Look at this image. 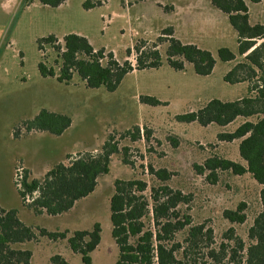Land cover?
<instances>
[{"label": "rangeland", "instance_id": "374dc122", "mask_svg": "<svg viewBox=\"0 0 264 264\" xmlns=\"http://www.w3.org/2000/svg\"><path fill=\"white\" fill-rule=\"evenodd\" d=\"M88 2L97 5L88 9ZM169 27L183 44L211 52L215 67L210 75H197L191 64L181 71L169 66L164 54L169 37L163 36ZM68 34L84 36L96 50L113 53L118 62L128 59L134 67L136 45L143 43L146 50L159 44L162 65L129 72L114 92L104 87L88 88L77 74L68 84L56 77H43L40 62L59 70L53 48L43 45L41 49L40 41L54 35L62 43ZM263 41L257 40L256 46ZM222 47L229 48L236 60L221 61L218 50ZM240 61L237 34L211 0H66L58 7L45 6L39 0H0V206L17 210L20 220L36 234L40 229L66 233V238L42 236L13 248L30 250L31 264H50L57 254L69 264H83L81 255L69 248L68 239L75 231H91L99 223L101 241L91 253L92 264H116L119 248L110 219L114 182L140 179L148 184L147 197L153 187L161 185L189 196L188 204L178 207L181 215L191 217V226L205 223L213 230L212 249L216 252L223 243L227 253L237 251L235 262L242 260L245 251L238 249L235 239L242 240L245 250L251 244L248 233L261 211V186L250 174L218 171L216 178L210 179L208 171L198 168L213 157L245 165L239 154L240 141H219L218 135L233 133L246 120L239 117L226 127H203L177 118L197 112L213 99L232 102L247 97L250 85L257 84L258 78L238 84L224 80ZM147 96L161 104L140 100ZM42 109L69 116L71 127L61 136L28 132L25 121ZM110 146L117 150L110 157L109 173L101 176L95 192L71 211L58 216L37 215L23 205L15 184L18 166L29 170L31 178L42 179L69 156L70 161L85 153L98 156ZM150 169H165L170 179L163 182ZM241 203L246 205L245 222L226 220L223 212L236 210ZM231 228L233 240L225 238ZM188 229L177 234V242L184 243ZM206 254L200 249L190 257L203 264L208 261ZM228 261L226 257L215 264Z\"/></svg>", "mask_w": 264, "mask_h": 264}, {"label": "trees", "instance_id": "16d2710c", "mask_svg": "<svg viewBox=\"0 0 264 264\" xmlns=\"http://www.w3.org/2000/svg\"><path fill=\"white\" fill-rule=\"evenodd\" d=\"M39 1L45 6L58 7L66 0ZM211 3L228 17L237 34L238 53L241 57V61L225 75L224 80L230 84L251 83L254 78H258V81L250 85L247 97L232 102L213 99L197 112L177 118L185 123L198 122L203 127L212 124L226 127L239 117L246 120L233 133L218 135L219 141H240L239 154L245 165L213 157L207 159L198 170L208 171L210 179H215L218 171L230 172L235 176L250 174L261 186V211L248 233L251 244L245 250L242 240L235 239L238 249L245 251L244 258L235 262V249L227 253L223 243L218 252L212 249L214 234L211 228H207L205 223L191 226V217L181 215L178 207L188 204L189 196L181 191H173L168 185H161L153 187L151 196L147 197L145 193L148 184L145 181L116 180L110 199L112 236L119 248L116 264H197V259L190 256L200 249L207 253L208 261L203 264L221 263L226 257L229 259L228 264H264V41L256 46L257 40H264V25L251 24L245 0H211ZM95 5L90 2L85 4L88 9ZM173 35L171 27L163 31V36L169 37L164 50L169 66L181 71L187 64H191L197 75H210L215 67L211 52L196 45L183 44ZM164 37H160V40ZM43 45L53 48L56 53L54 64L59 70L57 72L53 66L48 67L40 62L38 68L43 77H56L60 83L68 84L77 74L88 88L104 87L108 92H114L129 72L162 65L159 44L146 50L143 43L136 45V67L128 59L118 62L113 53L106 54L104 49L96 50L86 37L78 34L66 35L62 43L51 35L40 41L41 49ZM127 54L130 57L131 50ZM218 54L223 62L236 60L229 48H220ZM140 100L151 105L161 104L159 100L148 96ZM71 125L69 116L47 109H42L32 120L25 121L28 132H46L54 136H61ZM116 150V146H110L109 151L98 156L85 153L71 161L69 156L65 161L52 166L42 179L31 178L29 170L18 166L15 184L23 205L37 215L58 216L68 213L77 202L95 192L98 179L109 173L110 157ZM124 163L129 164L125 160ZM150 170L163 182L170 179L171 175L165 169ZM245 207V203H241L236 210H225L223 216L231 223L242 224L246 219L243 213ZM186 228L189 229L181 244L176 241V236ZM233 233L234 229H229L225 238L233 240ZM42 236L56 240L59 237L66 238V233L40 229L39 234H36L34 228L20 220L17 210H7L0 206V264H31L32 252L15 249L13 246L38 241ZM100 241L101 225L96 223L91 231H75L68 239V244L74 253L81 255L83 264H92L91 253ZM183 244H187V247H183ZM50 264L69 263L57 254L51 258Z\"/></svg>", "mask_w": 264, "mask_h": 264}, {"label": "crops", "instance_id": "0c3cea01", "mask_svg": "<svg viewBox=\"0 0 264 264\" xmlns=\"http://www.w3.org/2000/svg\"><path fill=\"white\" fill-rule=\"evenodd\" d=\"M249 7L251 24L264 25V0H245Z\"/></svg>", "mask_w": 264, "mask_h": 264}]
</instances>
